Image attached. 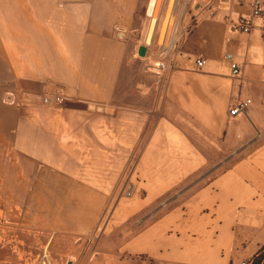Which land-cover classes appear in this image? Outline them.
I'll return each instance as SVG.
<instances>
[{"label": "crops", "instance_id": "obj_1", "mask_svg": "<svg viewBox=\"0 0 264 264\" xmlns=\"http://www.w3.org/2000/svg\"><path fill=\"white\" fill-rule=\"evenodd\" d=\"M183 1L160 43L158 0H0V264H80L92 240L113 264L264 263L263 34L229 30L236 0Z\"/></svg>", "mask_w": 264, "mask_h": 264}, {"label": "built area", "instance_id": "obj_2", "mask_svg": "<svg viewBox=\"0 0 264 264\" xmlns=\"http://www.w3.org/2000/svg\"><path fill=\"white\" fill-rule=\"evenodd\" d=\"M231 0H225L223 3L227 5L229 8V2ZM236 2L240 6L248 7L249 12L242 14L237 21L231 22L229 26V30L231 32H241L243 34H250L256 28H260L263 34L264 39V0H236ZM226 60L228 61L232 76L233 77H240L242 74V69L240 64L238 63L236 57L233 54H226ZM204 60L198 59L196 64L198 67L204 66ZM146 69L158 76H161L166 71L165 62L163 61H156L154 64H148ZM4 102L7 104H36L43 107L48 108H58L60 107L65 100V97L61 93H51L45 94L43 96H39L36 98L26 99L25 101H20L19 97L14 92H7L5 93ZM251 104V100H238L237 103L230 109V116L236 117L244 110H246L249 105ZM40 264H51L48 257H44V260ZM241 264H256L255 261L247 260L242 262ZM264 264V263H263Z\"/></svg>", "mask_w": 264, "mask_h": 264}, {"label": "rangeland", "instance_id": "obj_3", "mask_svg": "<svg viewBox=\"0 0 264 264\" xmlns=\"http://www.w3.org/2000/svg\"><path fill=\"white\" fill-rule=\"evenodd\" d=\"M170 0H158V4L156 7V12L155 11H149V16H150V24H149V29H151V24L154 22L152 29L150 30V37L152 35V30L155 29L157 30L156 32V36L157 39L160 38V43H167L174 31V29L176 28L178 22L180 21L183 13L185 11L184 10V1L183 0H178V5L176 8V12L175 15L173 17L172 20V25H171V29H170V33L166 34L165 33V19H166V13H167V9H168V4H169ZM174 0H172V4H173ZM149 10V8H148ZM154 14L155 16V21L152 20L151 15ZM148 29V32H149ZM162 35V37H161ZM7 92H14L12 90H7L5 93ZM4 94V98H5ZM128 195H131V193L129 192ZM0 213H3V210L0 206ZM1 215V214H0ZM6 225V224H5ZM8 226V225H6ZM101 241V240H100ZM105 246L100 245L98 240H92L91 241V246L89 251L87 252V254L85 255V257L82 259V261L80 262V264H113V263H132V261H129V258H125V256H119V255H110V254H106V250L103 249ZM133 263H139L138 261H133ZM68 264H72V259L69 261Z\"/></svg>", "mask_w": 264, "mask_h": 264}, {"label": "bare ground", "instance_id": "obj_4", "mask_svg": "<svg viewBox=\"0 0 264 264\" xmlns=\"http://www.w3.org/2000/svg\"><path fill=\"white\" fill-rule=\"evenodd\" d=\"M155 6V5H153ZM175 8H174V5L171 7V9H168L167 10V13H166V19H165V22H164V25H165V33L166 34H169L170 33V29H171V25H172V20H173V17L175 15ZM151 18L153 21H155V16L154 14L151 15ZM153 24L154 22L150 25L151 26V29L153 27ZM149 29V32H148V39H150V30Z\"/></svg>", "mask_w": 264, "mask_h": 264}, {"label": "water", "instance_id": "obj_5", "mask_svg": "<svg viewBox=\"0 0 264 264\" xmlns=\"http://www.w3.org/2000/svg\"><path fill=\"white\" fill-rule=\"evenodd\" d=\"M144 54H145V51L143 50L142 55H144Z\"/></svg>", "mask_w": 264, "mask_h": 264}]
</instances>
